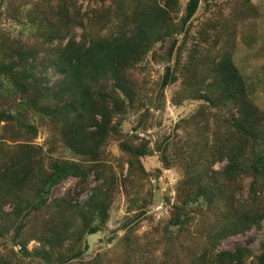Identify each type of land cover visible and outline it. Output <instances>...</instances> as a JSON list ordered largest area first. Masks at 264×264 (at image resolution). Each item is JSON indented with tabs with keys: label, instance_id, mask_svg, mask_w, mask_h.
Masks as SVG:
<instances>
[{
	"label": "trees",
	"instance_id": "16d2710c",
	"mask_svg": "<svg viewBox=\"0 0 264 264\" xmlns=\"http://www.w3.org/2000/svg\"><path fill=\"white\" fill-rule=\"evenodd\" d=\"M201 2L188 0L179 17L180 0H0V18L15 20L19 30L0 28V244L21 252L0 257V264L17 258H28L24 264H264V106L233 61L237 31L230 20L221 23L218 54L216 44L196 59L194 50L179 68V37ZM245 2L247 8H233L242 26L258 17ZM244 33L241 42L251 46L254 38ZM159 48L169 64L152 105L159 109L164 89L181 73L187 75L183 99L201 103L180 121L186 137L172 159L163 155L168 144L160 148L163 166L179 164L182 179L173 202L166 194L168 216L153 242L133 235L128 220L120 244L113 243L114 230L88 256V237L108 229L118 189L110 143L118 142L125 188L133 193L149 175L143 158L152 153L150 143H136L138 134L124 130L123 118L140 113L142 127L150 114L143 71ZM41 130L43 144L36 142ZM61 149L72 157L56 156ZM216 163L225 165L217 170ZM66 179L72 184L52 198ZM252 229L263 232L259 255L221 247ZM32 240L41 245L28 250Z\"/></svg>",
	"mask_w": 264,
	"mask_h": 264
},
{
	"label": "rangeland",
	"instance_id": "374dc122",
	"mask_svg": "<svg viewBox=\"0 0 264 264\" xmlns=\"http://www.w3.org/2000/svg\"><path fill=\"white\" fill-rule=\"evenodd\" d=\"M188 0H180L179 17H182L185 12V7ZM253 8L257 9L258 17L253 21L245 20V25L237 21V12L233 8L240 11V8H247L248 5L245 0H202L201 6L194 18L187 26V30L179 37V44L183 46L180 55L179 68L186 65L189 56L196 50L195 59L198 58L204 50L212 49V46L217 45L213 49V54H218L220 39L225 31L221 28V23L225 20H230V26L237 31L235 36L234 48L232 51L233 61L244 76L248 92L254 101L260 106H264V0H248ZM4 9V7H3ZM232 20V21H231ZM249 20V21H248ZM250 23V24H249ZM18 23L7 18H0V28L5 30L14 28L13 34L18 35ZM240 30L245 33L242 37L248 39L254 38V43L251 46L247 45V41L241 42ZM230 32V31H228ZM250 35H249V34ZM248 35V36H247ZM25 38V37H23ZM160 49V48H159ZM158 49V50H159ZM165 49L161 48L157 53L155 60H146L145 70L143 71V78L146 86L143 91L145 93L143 105L147 106L150 114L145 119H142V127H137L140 113L132 112L124 116L123 128L130 133H136L139 139L136 143H140L141 139H146L150 143L151 154L143 158V163L146 170L149 172L147 178H143L139 187L134 190L131 187L125 188L123 179L118 168L121 159V152L117 141H112L108 146V155L111 156L109 163L113 167L115 179L118 185L116 190L113 205L110 209V220L108 222V229L105 232L98 233L88 237L90 249L88 256L100 251L105 246L106 234L112 235V231H117V237L114 238L115 245L120 244L123 230L120 226L130 220V228H133V235L139 236L144 241H152L157 238L155 236V229L158 224L168 216L169 206L165 201L166 194L171 191V202L176 191L175 186L181 181L183 173L179 164H172L170 168H165L161 161L163 144H168L167 150H163V155L172 159L176 148L183 145L185 140V130H183L179 123L184 118H191L195 115L200 102L196 100L183 99L182 91L187 80V75L181 73L177 75L175 83L167 86L164 89L165 102L156 108L157 103L152 105L155 96L159 91V84L164 72V67L169 63L164 57ZM172 60V65L174 64ZM146 113V112H145ZM142 113V114H145ZM211 113V120L213 119ZM47 133L44 130L39 132L36 142L43 144ZM162 148V150L160 149ZM56 156L71 158L72 155L64 149L56 153ZM225 163H216L214 168L221 170ZM127 170V166H126ZM72 184L71 179H66L57 185L51 194L52 198L63 194L64 190ZM134 187V188H135ZM247 189V187H246ZM129 194H128V192ZM152 195L153 197L151 198ZM87 193H83L80 201L85 199ZM240 195H238L239 197ZM144 210L145 215L139 221L134 220V214ZM263 232L257 229H252L245 234L230 237L225 240L221 247L227 250H233L236 246L248 247L255 255L261 252L260 242ZM41 245L37 240L28 242V250H33ZM11 244L7 246L0 244V257L4 259L14 254L21 255L20 247L13 248L11 252ZM123 249L122 246L118 249ZM28 258H17V264H24Z\"/></svg>",
	"mask_w": 264,
	"mask_h": 264
}]
</instances>
